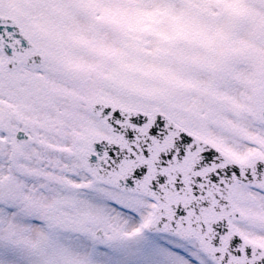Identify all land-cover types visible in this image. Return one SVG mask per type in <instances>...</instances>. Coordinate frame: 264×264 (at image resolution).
Listing matches in <instances>:
<instances>
[{
  "label": "snow or ice",
  "instance_id": "6c2138e0",
  "mask_svg": "<svg viewBox=\"0 0 264 264\" xmlns=\"http://www.w3.org/2000/svg\"><path fill=\"white\" fill-rule=\"evenodd\" d=\"M0 264H264V0H0Z\"/></svg>",
  "mask_w": 264,
  "mask_h": 264
}]
</instances>
